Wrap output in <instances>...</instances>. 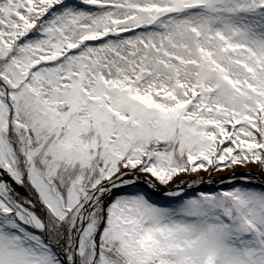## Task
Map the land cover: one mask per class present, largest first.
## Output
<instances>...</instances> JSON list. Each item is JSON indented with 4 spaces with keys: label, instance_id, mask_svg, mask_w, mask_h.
<instances>
[{
    "label": "snow or ice",
    "instance_id": "6c2138e0",
    "mask_svg": "<svg viewBox=\"0 0 264 264\" xmlns=\"http://www.w3.org/2000/svg\"><path fill=\"white\" fill-rule=\"evenodd\" d=\"M0 264H264V0H0Z\"/></svg>",
    "mask_w": 264,
    "mask_h": 264
},
{
    "label": "rangeland",
    "instance_id": "374dc122",
    "mask_svg": "<svg viewBox=\"0 0 264 264\" xmlns=\"http://www.w3.org/2000/svg\"><path fill=\"white\" fill-rule=\"evenodd\" d=\"M239 170H244V171L245 170H247V171H251V170L253 171L254 170V171L259 172V169H257L255 166H251V168H237L236 169V171H239Z\"/></svg>",
    "mask_w": 264,
    "mask_h": 264
}]
</instances>
